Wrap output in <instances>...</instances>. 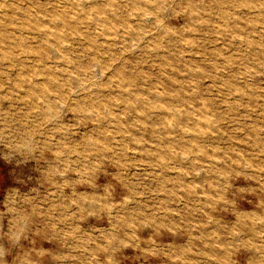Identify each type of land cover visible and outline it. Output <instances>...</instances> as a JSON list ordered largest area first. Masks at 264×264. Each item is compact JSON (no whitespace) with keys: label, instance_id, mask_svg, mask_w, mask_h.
Segmentation results:
<instances>
[{"label":"rangeland","instance_id":"rangeland-1","mask_svg":"<svg viewBox=\"0 0 264 264\" xmlns=\"http://www.w3.org/2000/svg\"><path fill=\"white\" fill-rule=\"evenodd\" d=\"M0 264H264V0H0Z\"/></svg>","mask_w":264,"mask_h":264}]
</instances>
